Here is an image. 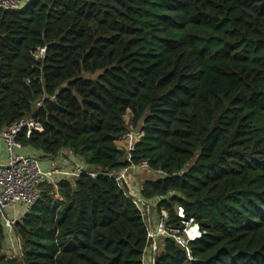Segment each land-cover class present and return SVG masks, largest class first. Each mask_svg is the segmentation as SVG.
<instances>
[{"label": "trees", "instance_id": "16d2710c", "mask_svg": "<svg viewBox=\"0 0 264 264\" xmlns=\"http://www.w3.org/2000/svg\"><path fill=\"white\" fill-rule=\"evenodd\" d=\"M25 118L41 130L21 147L82 170L38 186L19 249L0 213V264H141L146 224L112 175L142 162L134 193L204 232L190 259L162 239L153 264H264V0L0 8V132Z\"/></svg>", "mask_w": 264, "mask_h": 264}, {"label": "built area", "instance_id": "2783aa9c", "mask_svg": "<svg viewBox=\"0 0 264 264\" xmlns=\"http://www.w3.org/2000/svg\"><path fill=\"white\" fill-rule=\"evenodd\" d=\"M23 0H0V8L7 11H16L23 8ZM45 49L40 48L35 53L36 59H43ZM41 101L35 106H40ZM26 131L28 138L32 132L40 131V125L33 118H25L18 123L0 132V141L4 144L5 163L0 165V209L4 211L2 216L4 225L10 236L14 237L15 244L19 249V243L15 238L14 226L19 219L27 213L37 198L39 197L38 186L54 176H77L82 170L75 166L76 171L71 172L62 169L56 162L49 160L47 164L37 158V156L25 150L17 142V137L21 131ZM139 136L128 133L126 140V160H130V152L138 142ZM147 163L142 162L140 166H131L119 172H114L112 177L118 187L123 190L126 196L132 199L134 205L139 209L146 224L147 245L146 254L141 259V264H153L155 253L158 249V241L171 239L180 248L186 250V255L190 259V251L187 246L190 242L199 239L204 233L200 227L195 229L196 224L193 219L182 221L180 226L167 224L169 219L165 211H161L156 222L150 217V204L136 195L130 185L129 171L147 170ZM180 175V174H179ZM172 195V193H169ZM164 198L158 197L154 202H160ZM180 216V215H179Z\"/></svg>", "mask_w": 264, "mask_h": 264}, {"label": "crops", "instance_id": "0c3cea01", "mask_svg": "<svg viewBox=\"0 0 264 264\" xmlns=\"http://www.w3.org/2000/svg\"><path fill=\"white\" fill-rule=\"evenodd\" d=\"M28 1L29 0H23L24 3L28 2ZM49 160L48 159H42L41 161L44 162L45 164H47L49 162ZM4 163H5L4 144L0 141V165H3ZM56 164H58L62 169L70 170L69 169V165L62 162V158H58L56 160ZM138 174H140V173L139 172L138 173H130L129 176H128L129 179H130V182L129 183H130L132 189H134V191H136V189L138 187H140L142 185V183L144 182V181H138V179H137L138 177H136V175H138ZM147 180L148 179H146V181ZM150 217L152 218V220L154 222H156V220L158 219V214L156 213L154 206L150 209ZM161 243H162V241L159 240L158 241V245H157L158 248L161 247ZM17 252H18V250H16V253Z\"/></svg>", "mask_w": 264, "mask_h": 264}, {"label": "rangeland", "instance_id": "374dc122", "mask_svg": "<svg viewBox=\"0 0 264 264\" xmlns=\"http://www.w3.org/2000/svg\"><path fill=\"white\" fill-rule=\"evenodd\" d=\"M125 119H126V122L127 123H129V120H130V117H129V114L125 117ZM118 144H119V146L121 147H125L126 146V140H124V139H122L120 142H118ZM140 174H138V175H136V177H138L137 179H138V181H145L146 179H151V178H149L148 176H149V173H148V175L146 176V174L145 173H143V172H139ZM176 210H177V208H176ZM178 212V211H177ZM7 253H8V256L9 257H11V256H13V255H16V252L15 251H13V250H5Z\"/></svg>", "mask_w": 264, "mask_h": 264}, {"label": "water", "instance_id": "95a60500", "mask_svg": "<svg viewBox=\"0 0 264 264\" xmlns=\"http://www.w3.org/2000/svg\"><path fill=\"white\" fill-rule=\"evenodd\" d=\"M0 213L2 216H5L4 211L2 209H0ZM179 215H180V217H183V210L182 209L179 210ZM198 228H199V226L196 225L195 229H198Z\"/></svg>", "mask_w": 264, "mask_h": 264}]
</instances>
